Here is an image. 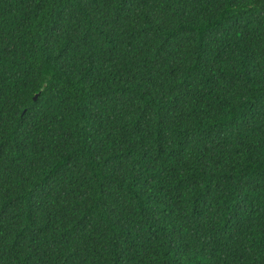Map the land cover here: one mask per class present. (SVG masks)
Wrapping results in <instances>:
<instances>
[{
  "label": "trees",
  "instance_id": "obj_1",
  "mask_svg": "<svg viewBox=\"0 0 264 264\" xmlns=\"http://www.w3.org/2000/svg\"><path fill=\"white\" fill-rule=\"evenodd\" d=\"M0 264H264V0H0Z\"/></svg>",
  "mask_w": 264,
  "mask_h": 264
}]
</instances>
